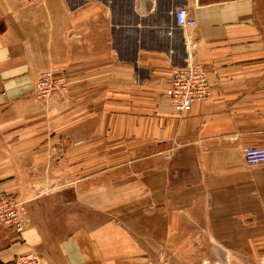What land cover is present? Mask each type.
<instances>
[{
    "label": "crops",
    "instance_id": "1",
    "mask_svg": "<svg viewBox=\"0 0 264 264\" xmlns=\"http://www.w3.org/2000/svg\"><path fill=\"white\" fill-rule=\"evenodd\" d=\"M188 59L211 94L179 112L166 89ZM45 71L68 90L37 99ZM245 145L264 146V0H0V198L25 219L0 224V264H161L199 239L264 264Z\"/></svg>",
    "mask_w": 264,
    "mask_h": 264
},
{
    "label": "built area",
    "instance_id": "2",
    "mask_svg": "<svg viewBox=\"0 0 264 264\" xmlns=\"http://www.w3.org/2000/svg\"><path fill=\"white\" fill-rule=\"evenodd\" d=\"M31 2L35 0H21ZM175 22L184 28L194 27L196 18L186 6L176 8ZM170 85L166 89L170 104L179 112L191 110L192 105L211 94L208 73L198 62L188 59L184 66L171 69ZM67 90V80L63 76H55L52 72H42L34 84V95L39 100H46L55 92L64 93ZM241 153L247 164L264 165V146H242ZM0 224L13 227L20 231L25 225V219L21 216L18 203L10 198H0ZM11 264H43L34 253H26L17 256Z\"/></svg>",
    "mask_w": 264,
    "mask_h": 264
},
{
    "label": "rangeland",
    "instance_id": "3",
    "mask_svg": "<svg viewBox=\"0 0 264 264\" xmlns=\"http://www.w3.org/2000/svg\"><path fill=\"white\" fill-rule=\"evenodd\" d=\"M68 86H69V82L67 80V90H68ZM2 198H5V197H2ZM14 201L17 202L16 200ZM17 203H18V209H19V202ZM94 209L96 212L101 211L100 207H97V206H95ZM79 213H82V212H79ZM21 216L23 217L22 214ZM202 241L203 239H199L198 241L194 242L193 246H191L186 253H182V254L181 253L180 254L170 253V254H162L161 256L160 254H158L160 256V257L158 256L159 261H161V264H215L216 262L218 264H241L235 260H232V262L230 263H223L219 261L220 255L219 253L216 252L217 250H215L214 246H212V244H210L207 239L206 241H204L205 243H203Z\"/></svg>",
    "mask_w": 264,
    "mask_h": 264
}]
</instances>
